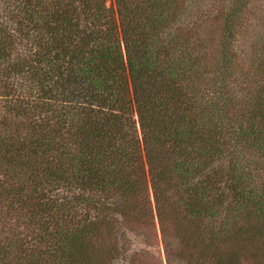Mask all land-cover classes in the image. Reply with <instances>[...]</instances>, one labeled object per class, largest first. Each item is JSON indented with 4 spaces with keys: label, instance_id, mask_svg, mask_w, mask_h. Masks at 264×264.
Wrapping results in <instances>:
<instances>
[{
    "label": "trees",
    "instance_id": "16d2710c",
    "mask_svg": "<svg viewBox=\"0 0 264 264\" xmlns=\"http://www.w3.org/2000/svg\"><path fill=\"white\" fill-rule=\"evenodd\" d=\"M115 3L117 17L105 0H0V173L17 184L0 183V198H35L27 203L39 217L29 221L41 234L38 250L0 264H103L109 212L126 213L147 188L161 225L174 186L195 219L246 204L264 215V186L241 150L264 158V99L244 120L223 116L225 126L216 104L208 120L192 116L181 82L196 62L182 54L184 41L164 38L168 0ZM140 144L148 185L142 163L124 160ZM218 158L225 163L202 177Z\"/></svg>",
    "mask_w": 264,
    "mask_h": 264
},
{
    "label": "rangeland",
    "instance_id": "374dc122",
    "mask_svg": "<svg viewBox=\"0 0 264 264\" xmlns=\"http://www.w3.org/2000/svg\"><path fill=\"white\" fill-rule=\"evenodd\" d=\"M168 2L169 21L164 38L176 43L177 40L184 41L182 54L186 53L196 62L190 66L186 80L181 82L184 98L192 107V116L194 111H199L206 114L208 120L210 106L216 104L227 110L218 108L217 116L213 113L220 126L222 120L224 126L227 123L223 116H230L235 121L246 119L264 99V0ZM105 5L112 8L117 17L115 0H105ZM136 118L133 114L129 123L140 140ZM12 128L10 134L16 131L15 127ZM19 131L23 132H17L14 138L21 141L25 130L19 128ZM231 131L233 128H229ZM41 132L52 133V129L47 127ZM68 132L66 128L60 131L64 139ZM222 136V132L218 134V137ZM141 148L140 144L139 149L134 150V154L127 153L129 157L124 160L131 164L135 161L142 163L145 184L148 185L147 164ZM247 148H241L242 155L252 164L257 187L264 186V158L256 151L245 150ZM225 160H214L201 176ZM129 167H126L127 173L135 174L137 168ZM8 181L0 173L2 187L17 185ZM178 189L174 186L167 190L169 206L162 225L149 188L143 201L140 190L136 200L129 197L126 213L119 216L109 212L107 218L114 234H105L98 239V243L106 247L107 254L102 255L105 262L101 259L103 264H264V215L256 206H235L230 211L220 208L217 215L195 219L179 207ZM25 193L26 197H22L13 191V194L0 198V261L7 254L26 258V254L38 250L36 244L41 234L29 217L37 218L39 213L31 212L27 201H33L32 205L36 207L35 198Z\"/></svg>",
    "mask_w": 264,
    "mask_h": 264
}]
</instances>
